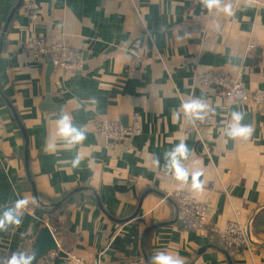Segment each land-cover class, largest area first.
I'll return each instance as SVG.
<instances>
[{
	"label": "crops",
	"instance_id": "obj_1",
	"mask_svg": "<svg viewBox=\"0 0 264 264\" xmlns=\"http://www.w3.org/2000/svg\"><path fill=\"white\" fill-rule=\"evenodd\" d=\"M19 1L0 0V214L18 199L29 204L19 227L0 231V249L32 254L50 222L33 185L46 203L72 192L61 228L50 222L58 248L35 264H67L69 252L99 264H149L141 238L157 223L146 238L150 259L164 252L184 264H264V106L231 102L196 80L197 71H226L242 74L249 90L264 87V0H221L211 11L201 0H31L40 6L37 18L24 12L29 0H22L3 37ZM32 36H64L84 52V66L64 76L53 69L48 85L51 58L33 59L23 47ZM49 94L52 109L45 108ZM189 96L209 106L215 124L185 131ZM233 112L253 129L249 138L228 135ZM62 114L85 132L82 142L69 145L58 134ZM102 117L125 124L137 117L142 133L113 148L97 131ZM181 142L189 150L181 160L186 182L166 167L165 153ZM77 155L81 163L73 167ZM197 172L201 190L192 187ZM80 187L95 189L108 214L92 190ZM170 189L207 203L209 223L187 227L176 198L161 194ZM232 220L251 221V248L234 247L244 248L235 258L215 234Z\"/></svg>",
	"mask_w": 264,
	"mask_h": 264
},
{
	"label": "built area",
	"instance_id": "obj_2",
	"mask_svg": "<svg viewBox=\"0 0 264 264\" xmlns=\"http://www.w3.org/2000/svg\"><path fill=\"white\" fill-rule=\"evenodd\" d=\"M39 5L34 1H27L23 5V10L31 18H37ZM25 51L33 59H44L50 57L54 64V71L57 76L71 74L84 66V52L69 45L64 36L52 38L49 42L45 37L32 36L23 45ZM242 74L232 75L226 71L214 72L211 70L197 71L196 80L203 85L216 86L221 89L226 98L231 102L254 101L259 106H264V87L249 90L241 80ZM196 101L193 96H189L185 103ZM204 104V103H203ZM207 107L201 113L203 120L189 117L185 114L186 132L199 130L204 126H211L216 123V117ZM143 124L141 120L134 117L125 124L119 120L100 118L97 131L100 135L110 140V146L115 147L117 142L142 133ZM135 175H131V180H136ZM167 195L174 196L179 208V214L184 217L187 227L202 228L210 219L209 206L200 201L196 195L184 189H170ZM51 225L50 222L46 223ZM250 224V222H249ZM249 224L243 225L239 220H232L223 227H218L217 232L220 238L230 247L251 248ZM54 232L56 229L53 230ZM7 256L6 252L0 249V257ZM67 264H99L97 259L90 255L81 257L69 252ZM136 264V263H134Z\"/></svg>",
	"mask_w": 264,
	"mask_h": 264
},
{
	"label": "clouds",
	"instance_id": "obj_3",
	"mask_svg": "<svg viewBox=\"0 0 264 264\" xmlns=\"http://www.w3.org/2000/svg\"><path fill=\"white\" fill-rule=\"evenodd\" d=\"M202 4L207 7L210 11L215 7L220 9L221 0H201ZM229 15H232L230 8L225 7L222 9ZM185 114L189 119L197 118L203 120L201 113L206 109V105L199 101H192L184 103L182 105ZM233 123L229 126L228 135L235 137L249 138L252 134L253 129L251 126L242 125L243 113L233 112L232 113ZM58 134L69 144L75 145L82 142L85 138V132L73 126L71 118L67 114H62L58 121ZM189 155V150L184 142H181L173 150L165 153V159L168 161L166 167L169 170L174 171L176 178L180 181L186 182L188 180L189 173L182 166L181 160H186ZM81 163V158L77 155L73 161V167H78ZM200 173L193 174L192 187L195 190H201L202 185L198 181ZM29 200L27 198L18 199L13 207L6 208L2 214H0V231H7L9 227H19L23 222V209L27 208ZM36 258L35 252L28 254L25 252H14L11 256L0 257V264H33ZM152 264H184V261L179 257L166 254L164 252H157L152 258Z\"/></svg>",
	"mask_w": 264,
	"mask_h": 264
},
{
	"label": "water",
	"instance_id": "obj_4",
	"mask_svg": "<svg viewBox=\"0 0 264 264\" xmlns=\"http://www.w3.org/2000/svg\"><path fill=\"white\" fill-rule=\"evenodd\" d=\"M23 1L20 0L18 2V4L16 5V7L12 10L8 20H7V23L4 27V30L2 32V36L4 37L6 32H7V29L9 27V24L13 18V16H15V13L17 12V10L20 8V6L22 5ZM53 69H54V64L53 62L51 61V63L49 64V68L47 70V83L49 85L50 83V78H51V74L53 72ZM49 87V86H48ZM46 102V105H45V108H48V109H52L54 108L55 106L52 105L51 103V95H47V98L45 100ZM25 132V131H24ZM25 160H26V166H27V169H28V172H29V176L31 177V174H30V170H29V160H30V155H29V148H28V138L26 137V149H25ZM34 188V192H35V197L37 199V201L42 204V205H45V206H48V207H51V206H58L59 204H61L62 202L59 201V202H52V203H46L44 202L43 200L40 199V196L35 188V186L33 187ZM79 189H86V190H92L96 197H97V202L99 204V206L105 210L103 204H102V201H101V198L99 197L97 191L93 188H90V187H81ZM151 189L149 190H146L142 196V200L140 202V206H139V209L142 205V202H143V197L149 193ZM164 197H167L169 200H172L171 197H168L169 195L165 194V193H161ZM174 205H175V208H176V215L179 216V208H178V205L176 202H174ZM106 213L108 214L107 210H105ZM138 212L136 214H134L133 216H131L130 218H134L135 216H137ZM129 218V217H128ZM129 218V219H130ZM46 224V223H45ZM250 224H251V221H250ZM249 224V226H250ZM162 224L161 223H157V224H154V225H151L149 227L146 228V230L144 231L143 235H142V238H141V246H142V250H143V253H144V257L145 259L147 260V262L149 264H152L151 262V259L150 257L147 255V252H146V238H147V235L148 233L150 232V230H152L153 228H156L158 226H161ZM250 228V227H249ZM58 248V240H57V237L52 229V227L50 225H46V226H43L39 232V236L37 238V242L35 244V247H34V252L36 254V258L35 260L33 261V264H35L41 257H44L46 254H48L49 251L53 250V249H57ZM224 252L228 255L227 253V250H224ZM229 256V255H228ZM230 257V256H229ZM231 260V259H230Z\"/></svg>",
	"mask_w": 264,
	"mask_h": 264
},
{
	"label": "trees",
	"instance_id": "obj_5",
	"mask_svg": "<svg viewBox=\"0 0 264 264\" xmlns=\"http://www.w3.org/2000/svg\"><path fill=\"white\" fill-rule=\"evenodd\" d=\"M23 4V3H22ZM14 17V16H13ZM13 19V18H12ZM12 21V20H11ZM31 187L33 188V185H31ZM81 188V187H80ZM34 189V188H33ZM76 190H79L78 192H80V189L77 188ZM75 190V191H76ZM73 191V193L75 192ZM70 192H66L64 193L61 198H59V200L62 202L61 204H59L58 206H51V207H46V206H43V210L45 212H47V214L49 215V219H50V222L53 223V226L55 228H61V221H60V217L62 216L63 213H65V206H66V202L68 201V196H71V193L69 194ZM40 196L44 197L43 194H41ZM173 197V196H172ZM59 200H56L57 202H59ZM140 200H141V197L139 199V202L140 203ZM49 201H54V200H49ZM183 220V219H181ZM183 222V221H182ZM209 222H207L208 224ZM206 224V225H207ZM205 225V226H206ZM218 228V227H217ZM217 228L215 229V234L216 236H219L218 232H217ZM155 229V228H153ZM152 229V230H153ZM151 231V230H150ZM219 238V237H218ZM220 239V238H219ZM147 242V241H146ZM223 246L229 251V253L231 254V256L233 258H235L234 256H237L239 253H241L244 248H234V247H230L228 246L226 243L223 242ZM147 249V248H146Z\"/></svg>",
	"mask_w": 264,
	"mask_h": 264
},
{
	"label": "bare ground",
	"instance_id": "obj_6",
	"mask_svg": "<svg viewBox=\"0 0 264 264\" xmlns=\"http://www.w3.org/2000/svg\"><path fill=\"white\" fill-rule=\"evenodd\" d=\"M55 232H56V231H55ZM55 232H54V233H55Z\"/></svg>",
	"mask_w": 264,
	"mask_h": 264
}]
</instances>
